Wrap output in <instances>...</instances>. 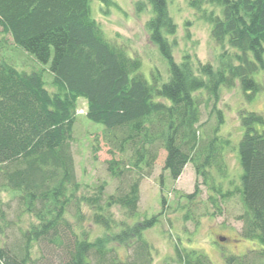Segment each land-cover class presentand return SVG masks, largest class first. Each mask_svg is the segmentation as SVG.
Wrapping results in <instances>:
<instances>
[{
  "label": "trees",
  "instance_id": "1",
  "mask_svg": "<svg viewBox=\"0 0 264 264\" xmlns=\"http://www.w3.org/2000/svg\"><path fill=\"white\" fill-rule=\"evenodd\" d=\"M146 1L151 16L145 29L168 64L162 83L159 72L148 82L140 59L105 37L89 0H0V53L9 38L21 59L26 52L45 65L18 69L11 55L0 57V264H36L43 255L32 257L35 244L58 250L59 264H153L144 234L158 215L140 218L137 211L141 181L152 174L161 150L163 170L173 180L192 164L215 208L233 195L239 198L240 236L262 247L228 255L226 264H264V117L238 112L236 182L228 178L224 160V150L234 146L217 133L222 111L211 108L213 127L201 121L204 94L216 101L221 86L238 84L250 96L259 90L254 74L264 68V0H191L222 48L216 65L189 53L176 62L168 0ZM79 99L85 101V117L103 127L111 192L106 180L90 186L77 179L71 143ZM94 140L96 150L98 136ZM224 179L231 187L223 188ZM195 192L178 197L189 204ZM161 197L163 204V192ZM184 207L183 219H192L191 207ZM115 209L132 220L117 219ZM9 216L24 223L16 247L2 241L5 230L18 223ZM87 220L102 228L103 238H90ZM109 242L125 248L123 259ZM172 262L211 264L202 250L179 241Z\"/></svg>",
  "mask_w": 264,
  "mask_h": 264
},
{
  "label": "rangeland",
  "instance_id": "2",
  "mask_svg": "<svg viewBox=\"0 0 264 264\" xmlns=\"http://www.w3.org/2000/svg\"><path fill=\"white\" fill-rule=\"evenodd\" d=\"M191 2V0H168L169 13L176 24L175 33L170 38L173 41L171 47L173 59L179 63L183 55L189 53L191 57L198 58L201 62L216 65L220 55L222 56V48L212 39L210 23L203 16L202 10L194 8ZM89 5L91 15L99 23L105 37L113 43L123 45L129 55L140 59L141 72L148 82L153 81L156 72L160 74L159 78L156 77L160 83L167 79L168 64L145 29V22L151 16V8L146 0H89ZM7 44L9 46L0 53V57L7 59L11 55L13 58L8 60L18 69L45 67L26 52H24L25 59H21L22 56L12 49L9 38ZM24 60H27V63ZM45 73L44 71V76ZM254 79L260 88L253 96H250L251 91L246 92V95L238 84L233 87L221 86L216 101L211 98L207 100L205 94L202 96L201 121L205 123V127H213L215 124L212 107L222 111L224 122L220 124L217 133L222 138H229L234 146L224 150L228 178L233 179L234 182L237 181L241 171L237 157V144L241 134L238 112L246 109L260 113L264 117V68L254 74ZM85 109V101L79 99L71 143L76 176L81 184L90 186L106 180L107 190L111 192L114 182L105 166V161L111 156L107 152V145L100 138L103 127L101 124L89 121L84 115ZM95 136L99 139L96 150L93 149V144L97 145ZM164 157L165 152L161 150L152 174L141 181L137 211L140 218L158 215V223L145 230L144 234L153 247V264H174L172 262L174 241H179L186 247L202 250L211 264H226L225 258L228 255H242L250 249L262 247L257 240L240 236L241 222L235 218L241 210L237 195L222 203L219 209L215 208L208 202L210 190L202 178L196 175L192 164L186 163L181 174L173 180L169 173L163 170ZM161 178L162 188H160ZM229 179L223 180L224 189L231 187L228 184ZM194 191L197 192L189 204L184 198L178 197L179 194H191ZM162 192L166 196L163 204ZM185 204L191 207L192 219H183ZM114 213L117 219H127L122 211L115 209ZM10 219L15 220L14 216ZM127 220L131 221L132 218ZM23 226L24 223L18 222L17 225L12 224L8 227L2 237L4 244L8 247H16L20 240L19 227L23 229ZM85 227L91 239L103 238L105 235L102 228L88 220ZM109 244L118 249L123 259L125 248L113 242ZM58 252V250L47 251L44 244H35L32 257L40 258L43 255L36 264H59L55 255Z\"/></svg>",
  "mask_w": 264,
  "mask_h": 264
}]
</instances>
